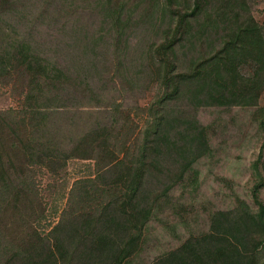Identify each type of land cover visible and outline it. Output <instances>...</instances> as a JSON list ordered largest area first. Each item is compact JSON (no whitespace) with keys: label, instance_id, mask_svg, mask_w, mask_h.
I'll return each mask as SVG.
<instances>
[{"label":"rangeland","instance_id":"obj_1","mask_svg":"<svg viewBox=\"0 0 264 264\" xmlns=\"http://www.w3.org/2000/svg\"><path fill=\"white\" fill-rule=\"evenodd\" d=\"M134 3L127 0V6ZM0 11L6 13L0 32L7 42L29 43L51 64L69 70L72 79L60 107L50 100L52 91L38 97L47 99L48 104L40 105L51 112L42 123L39 116L29 119V106L35 104L27 98L33 87L30 77L15 60L1 61L5 65V70L0 69L4 180L14 188L0 219L5 226L0 246L4 258L20 246L29 249V243L52 246L58 230L63 231L71 218L89 220L110 213L112 207L119 209L130 181L124 175L157 154L153 147L157 122L165 110L183 111L186 106L164 99V86L155 77L158 61L152 49L160 37L144 32L147 28L141 25L132 27L129 36L118 37L100 16L98 0H0ZM250 11L264 28V0H252ZM189 118L206 128L208 150L182 177L179 157L161 163L165 176L145 174L144 204L151 213L140 250L128 264H150L187 238L208 232L216 211H235L240 202L251 211H257V200L264 205V89L256 105L202 106L191 110ZM22 119L46 125L50 137L54 131L52 146L64 140L72 148L96 125L109 139L90 158L62 162L60 155L56 164L44 165L17 151L20 144L8 126ZM25 136L35 143L46 141L39 132L30 134L29 128ZM52 149L47 153L58 155ZM14 191L21 193L16 202ZM260 259L264 260V251Z\"/></svg>","mask_w":264,"mask_h":264},{"label":"trees","instance_id":"obj_2","mask_svg":"<svg viewBox=\"0 0 264 264\" xmlns=\"http://www.w3.org/2000/svg\"><path fill=\"white\" fill-rule=\"evenodd\" d=\"M251 1L135 0L132 7L127 6V0H98L100 16L118 37L129 36L135 29L132 27L138 25L147 28L144 32L153 31L160 37L152 49V56L158 61L155 77L164 86L163 98L181 102L186 108L165 110L157 122V140L153 141L157 154L148 165L139 164L124 175L123 179L130 181L119 209L112 207L110 213L89 220L71 218L63 225V231L58 230L52 246L49 242L29 243V249L20 246L4 258L0 252V264H128L138 254L142 230L151 213L144 204L148 191L143 185L145 174L165 176L167 170L161 163L179 157L178 175L182 177L208 150L206 128L189 118L190 111L202 106L256 105L264 89V28L251 14ZM5 14L0 11V20ZM1 35L0 69L5 70L1 63L4 58L21 65L33 86L27 94L35 103L29 106V119L39 116L43 123L51 112L41 108L48 104L47 99L38 97L49 90L54 93L50 100L57 107L64 104L67 98L62 94L72 80L69 70L51 64L29 43L7 42L6 34ZM245 69L247 74L242 73ZM37 90L40 94L35 95ZM40 122L22 119L8 127L20 144V156L26 153L44 165L56 164L61 156L62 162L71 157L90 158L94 150L104 149V140L109 139L96 125L79 136L72 148H67L64 140L61 145L52 146L55 133L50 137L51 129ZM28 128L30 134L39 132L46 141L35 143L25 139ZM52 148L58 150V155L47 153ZM3 153L0 135V219L8 209L7 196L14 190L4 180L7 172ZM13 195L16 202L21 193L14 191ZM257 201V211L240 202L235 211L214 212L208 232L187 238L150 264H264L260 259L264 251V205ZM4 228L0 222V246L4 242ZM57 228L60 226L54 227Z\"/></svg>","mask_w":264,"mask_h":264}]
</instances>
